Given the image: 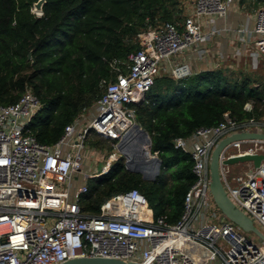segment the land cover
I'll list each match as a JSON object with an SVG mask.
<instances>
[{
  "label": "built area",
  "instance_id": "obj_1",
  "mask_svg": "<svg viewBox=\"0 0 264 264\" xmlns=\"http://www.w3.org/2000/svg\"><path fill=\"white\" fill-rule=\"evenodd\" d=\"M235 3L195 0L181 22H165L140 33L139 50L123 62L109 63L112 78L103 81V95L52 145L40 143L30 132L29 124L42 105L34 93L27 90L18 102L0 104V264H63L76 258L137 264H264V241L250 238L215 205L209 170L212 152L223 139L264 133V119L238 121L227 112L217 126L201 127L190 137L175 140L176 148L191 155L196 176L175 224L168 223L166 215L155 216L138 189L108 200L101 215L84 214L80 204L88 180L106 174L124 156L119 142L138 124L132 106L144 100L161 73L176 79L197 73L189 58H176L193 52V64L201 63L208 56V43L230 31L226 22ZM216 19L224 25H217ZM237 30L248 32L244 27ZM251 34L258 36L256 57L264 58V0ZM251 108L245 106L247 111ZM90 131L115 140L113 151L105 156L88 145ZM256 155L263 156L258 167L253 161L224 164ZM97 157L105 161L101 169L96 167ZM219 163L228 196L264 233V139L230 142ZM194 242L210 252L201 262L186 253Z\"/></svg>",
  "mask_w": 264,
  "mask_h": 264
},
{
  "label": "trees",
  "instance_id": "obj_2",
  "mask_svg": "<svg viewBox=\"0 0 264 264\" xmlns=\"http://www.w3.org/2000/svg\"><path fill=\"white\" fill-rule=\"evenodd\" d=\"M38 1L0 0V104L34 93L42 105L29 129L46 145L103 95V81L112 78L109 63L139 50L140 33L184 19L182 0H46L41 15L34 12ZM132 107L151 137L152 154L162 161L160 172L145 180L120 156L106 174L88 180L82 212L101 215L108 200L138 189L155 216L175 224L196 182L192 157L175 140L217 126L227 112L238 121L264 119V78L222 67L181 79L161 73ZM87 143L107 156L116 141L90 131Z\"/></svg>",
  "mask_w": 264,
  "mask_h": 264
},
{
  "label": "water",
  "instance_id": "obj_3",
  "mask_svg": "<svg viewBox=\"0 0 264 264\" xmlns=\"http://www.w3.org/2000/svg\"><path fill=\"white\" fill-rule=\"evenodd\" d=\"M46 0H39L34 5V12L38 15L42 14V8ZM31 58V55H28ZM139 135L137 138H147V152L142 154L141 148L138 147L135 154H129L125 145L126 142ZM264 139V133H239L229 136L223 139L213 150L211 155V162L209 166L211 184L210 193L215 202L217 208L222 214L230 221L240 227L245 233L253 234L264 241V233L255 225L253 220L249 218L242 210H240L228 196L220 176L219 170V157L222 150L232 141L241 139ZM140 145V143H139ZM140 149V151H139ZM119 150L126 157V166L128 170L135 173H141L145 180H154L160 172L162 161L157 155H152V140L146 130H144L139 124H136L133 129L125 134L123 139L119 142ZM263 159L262 155L256 156H241L226 160L224 164L233 165L236 163H244L253 161L254 166L258 167ZM63 264H137L126 263L121 260H115L110 258H76L69 260Z\"/></svg>",
  "mask_w": 264,
  "mask_h": 264
},
{
  "label": "rangeland",
  "instance_id": "obj_4",
  "mask_svg": "<svg viewBox=\"0 0 264 264\" xmlns=\"http://www.w3.org/2000/svg\"><path fill=\"white\" fill-rule=\"evenodd\" d=\"M260 1L261 0H245L241 2L240 0L237 1L236 5L238 9L249 13L250 15H254L257 10L260 9ZM195 0H182V8H184V16L187 12L193 9ZM35 11V10H34ZM36 13V12H35ZM235 36V35H234ZM222 36L219 35L217 38L210 41L207 45L209 48L208 56L201 61V63L193 64L192 54L193 52H189L184 54L182 57L188 60H191V67L193 69L201 70L202 68H218L222 67L228 70H234L235 72H245L248 74L253 75L256 79L263 81V74H264V59L263 57L259 58V63L256 62L254 56H252L251 52L247 51V49H240V54L236 50H231L230 48L227 49L226 46L224 47L222 43ZM179 56L176 60H179ZM211 67H209V66ZM85 113V112H84ZM83 113V114H84ZM88 114V111L86 112ZM102 155H105L103 152ZM154 155V154H152ZM105 158V157H104ZM95 159V158H93ZM100 163L97 164V168L101 169L104 165L105 161H102L101 157H97ZM88 165L84 166L83 169L87 168ZM250 238H253L255 241L258 239L253 236V234L248 235ZM186 253L189 254L193 259L197 262H201L205 255H209L210 252L208 249H203L199 242L189 243L186 247Z\"/></svg>",
  "mask_w": 264,
  "mask_h": 264
},
{
  "label": "crops",
  "instance_id": "obj_5",
  "mask_svg": "<svg viewBox=\"0 0 264 264\" xmlns=\"http://www.w3.org/2000/svg\"><path fill=\"white\" fill-rule=\"evenodd\" d=\"M238 0H236L237 3ZM234 5V7L231 9L229 17L227 19V26L230 28V31L225 32L222 35V43L224 45V47L226 46L227 49H231L236 50L239 52L240 54V49H247V51L251 52L252 56H254L255 60L257 63H259V58L260 57H256V49H255V44L256 41L258 39V36L251 34L249 35L250 30H253L254 26H255V19H256V13L252 16L249 13L247 14L246 12L242 11L241 9H238V6ZM260 6H261V1H260ZM259 6V7H260ZM217 25L219 26H223L224 25V21L222 19H216ZM240 27H244L248 30V32L243 35V33L238 32L237 29H239ZM235 35V36H234ZM185 60L184 57H180L179 60ZM264 59V58H263ZM215 68H208V69H201L198 70V72L200 71H207V70H212ZM193 71H196L195 69H193ZM105 159V158H104Z\"/></svg>",
  "mask_w": 264,
  "mask_h": 264
},
{
  "label": "bare ground",
  "instance_id": "obj_6",
  "mask_svg": "<svg viewBox=\"0 0 264 264\" xmlns=\"http://www.w3.org/2000/svg\"><path fill=\"white\" fill-rule=\"evenodd\" d=\"M139 135L137 136H134L133 138H130L127 142H126V145H125V148L127 150V152H129V154H135L136 153V150L139 148H141V152L142 154L146 153L147 152V138L144 136V137H141V138H137ZM140 143V145H139ZM140 151V149H139Z\"/></svg>",
  "mask_w": 264,
  "mask_h": 264
}]
</instances>
